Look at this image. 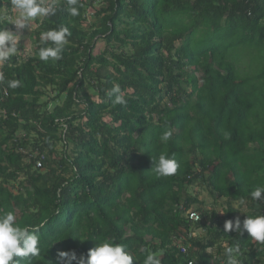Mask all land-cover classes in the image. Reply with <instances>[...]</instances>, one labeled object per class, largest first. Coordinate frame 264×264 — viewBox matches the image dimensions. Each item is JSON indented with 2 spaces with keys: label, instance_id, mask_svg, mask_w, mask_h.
<instances>
[{
  "label": "trees",
  "instance_id": "trees-1",
  "mask_svg": "<svg viewBox=\"0 0 264 264\" xmlns=\"http://www.w3.org/2000/svg\"><path fill=\"white\" fill-rule=\"evenodd\" d=\"M55 3L32 55L0 65V210L40 237V254L19 264H59V252L86 256L106 240L134 264L147 252L161 264H223L237 243L242 264H264V245L224 232L225 221L264 215L248 195L264 186V0H78L76 17ZM60 26L72 33L62 59L41 62L40 32ZM246 54L259 69L242 78L235 61ZM114 85L125 105L108 95ZM162 153L179 163L174 176L151 171ZM191 187L226 200L223 216L195 209L204 204Z\"/></svg>",
  "mask_w": 264,
  "mask_h": 264
},
{
  "label": "clouds",
  "instance_id": "clouds-1",
  "mask_svg": "<svg viewBox=\"0 0 264 264\" xmlns=\"http://www.w3.org/2000/svg\"><path fill=\"white\" fill-rule=\"evenodd\" d=\"M9 2V0H8ZM11 8H7L11 13H15L14 18L5 13L0 19L10 20L17 32L0 27V65L10 61L17 56L21 37L19 30L28 28L31 31L33 22L39 19L41 22L55 16L58 10L55 0H10ZM78 0H66L65 10L76 17L79 13ZM72 33L66 26L50 28L41 31L38 37V50L35 55L44 63L55 62L62 59V54L66 45L70 43ZM4 81V75L0 72V82ZM7 85L11 89L20 86L18 80H8ZM121 93L119 85H114L108 91V95L115 94V104L125 105L127 101ZM172 137L171 130L161 134V141L167 142ZM179 163L174 157L167 154H160L153 161L151 171L159 177H171L177 173ZM251 201L260 205L264 203V186H257L249 194ZM247 199L240 198L235 206H246ZM193 217L200 219L196 213ZM224 232H235L239 236L247 233L250 239L256 243L264 245V215H247L241 221L239 217L228 220L224 223ZM40 237L27 226H20L16 222V215L12 210H0V264H19L17 257H36L40 254ZM243 251L239 243L234 246L225 247L223 253V264H242L241 257ZM134 256L127 250L126 245L117 244L111 240L98 243L97 246L88 251L87 255H77L75 251L59 252V264H134ZM143 264H161L158 254L147 252Z\"/></svg>",
  "mask_w": 264,
  "mask_h": 264
},
{
  "label": "rangeland",
  "instance_id": "rangeland-1",
  "mask_svg": "<svg viewBox=\"0 0 264 264\" xmlns=\"http://www.w3.org/2000/svg\"><path fill=\"white\" fill-rule=\"evenodd\" d=\"M7 8H9V9L11 8L10 0H9V2H8V0H5L4 4L2 5V7L0 9V17L4 16L5 13H8L14 18L15 13H11L10 10ZM92 19L93 18H88L87 22L91 23ZM39 21L40 20L37 19L36 21L33 22L31 31H29L28 28L19 30L18 34L21 37V41H20V45H19L18 50L20 51L21 55L23 53L27 57L32 55L33 43H34L33 33L37 29V25H38ZM0 25H2V27H5L8 30H11L13 32H17L15 26L11 24L10 20L0 19ZM205 42H206V40L203 41V44ZM103 48H104V42L99 40L96 43L95 51L98 52V51L102 50ZM253 59L254 58H252L249 54H246L244 56V58L242 57V58L236 59L235 65H236V68L238 71V75L240 77H242V78L247 77V76L252 77L257 72L259 67L258 66L252 67V65H251V63H253ZM246 66L248 68L245 70ZM198 77H199V75H198ZM48 95L50 96V93H48ZM51 98L52 97H48L47 99L43 98L42 100L43 101L44 100L50 101ZM188 193H190L192 195L198 193V197H199L198 199L200 201H202L204 204L203 207L197 206V207H195V209L201 208V209H205L208 211H215L217 214V217L219 219L223 216L224 211H225V207H226V205H225L226 200H223V199H217L216 200L215 197L210 196V194L208 193V191L204 187H191L188 189ZM234 209H236L238 211V216H240V217L245 215L248 212V209L246 206H235ZM192 211H194V209H192ZM194 235L202 238L205 236V232L202 230H198L194 233ZM209 251H212V250H209Z\"/></svg>",
  "mask_w": 264,
  "mask_h": 264
},
{
  "label": "built area",
  "instance_id": "built-area-1",
  "mask_svg": "<svg viewBox=\"0 0 264 264\" xmlns=\"http://www.w3.org/2000/svg\"><path fill=\"white\" fill-rule=\"evenodd\" d=\"M22 56L23 57H26L24 55V53L22 54ZM43 160H44V156H40V159L35 162V167L36 168H40L41 167V163H42ZM188 215H189V219L191 221H194L195 222V221H198L199 220V219L193 217L192 213H189ZM186 250H187V247L179 246V251H180L181 254H185L186 253ZM188 264H193V263L192 262H189Z\"/></svg>",
  "mask_w": 264,
  "mask_h": 264
}]
</instances>
